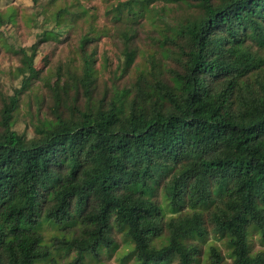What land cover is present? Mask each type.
<instances>
[{
	"label": "trees",
	"instance_id": "1",
	"mask_svg": "<svg viewBox=\"0 0 264 264\" xmlns=\"http://www.w3.org/2000/svg\"><path fill=\"white\" fill-rule=\"evenodd\" d=\"M158 1L187 0L121 2L117 18ZM195 1L171 84L142 76L96 105L84 50L77 85L90 102L37 116L32 138L14 116L38 45L17 51L21 88L0 90V264H104L120 233L122 264H264V0ZM134 59L127 46V68Z\"/></svg>",
	"mask_w": 264,
	"mask_h": 264
},
{
	"label": "rangeland",
	"instance_id": "2",
	"mask_svg": "<svg viewBox=\"0 0 264 264\" xmlns=\"http://www.w3.org/2000/svg\"><path fill=\"white\" fill-rule=\"evenodd\" d=\"M127 1L132 0H39L37 4L32 0H0V90L3 94L13 95L21 88V78L15 76V69L21 65L17 51L21 48L30 51V47L38 45L35 62L38 75L21 97L22 104L14 116L15 130L32 138L37 116L54 118L53 109L62 116H68L71 107L85 110L90 100L77 85L83 76L85 51L92 56L96 71L91 95V102L96 105L108 107L113 85L136 91L142 76L171 84L173 72L182 71V52L188 46L182 31L200 19L201 7L195 0L173 4L158 1L140 15H130L125 8L118 20L119 4ZM85 38L88 39L82 46ZM127 46L135 52L134 62L128 68ZM55 91L63 99L59 107H56ZM38 104H42V111H37ZM43 233L48 241L57 235L51 226ZM124 237L123 233L116 235L119 245L114 252L103 251L104 264H122L121 259L130 251L122 242Z\"/></svg>",
	"mask_w": 264,
	"mask_h": 264
}]
</instances>
